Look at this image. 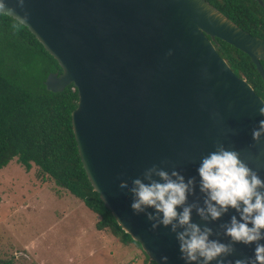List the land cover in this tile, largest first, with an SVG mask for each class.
<instances>
[{
	"label": "water",
	"instance_id": "water-1",
	"mask_svg": "<svg viewBox=\"0 0 264 264\" xmlns=\"http://www.w3.org/2000/svg\"><path fill=\"white\" fill-rule=\"evenodd\" d=\"M6 3L16 15L27 12L24 26L61 68L47 75L46 88L77 90L71 124L93 190L150 260L163 264L166 255L168 264H185L170 226L151 230L143 213H133L120 180L131 186L153 164L175 168L186 179L196 177L188 200L202 205L197 168L217 142L238 151L264 179V135L252 139L264 100L215 48L219 38L246 53L264 81V39L206 0H24L23 9L16 0ZM232 215L239 219L230 209L209 226L222 232L219 225ZM192 220L205 223L195 210ZM254 248L237 243L226 259L252 257Z\"/></svg>",
	"mask_w": 264,
	"mask_h": 264
},
{
	"label": "trees",
	"instance_id": "trees-1",
	"mask_svg": "<svg viewBox=\"0 0 264 264\" xmlns=\"http://www.w3.org/2000/svg\"><path fill=\"white\" fill-rule=\"evenodd\" d=\"M206 1L264 39V7L258 0ZM13 23V17L0 15V168L13 158L27 171L36 167L41 183L53 181L97 215L98 231H110L123 244L133 243L144 254V264H157L117 224L86 175L71 124L77 90L72 84L58 92L46 88L47 75L61 72L58 62L26 26L16 31ZM215 48L235 76L264 100V81L251 58L219 38ZM260 62L264 70V60Z\"/></svg>",
	"mask_w": 264,
	"mask_h": 264
},
{
	"label": "clouds",
	"instance_id": "clouds-1",
	"mask_svg": "<svg viewBox=\"0 0 264 264\" xmlns=\"http://www.w3.org/2000/svg\"><path fill=\"white\" fill-rule=\"evenodd\" d=\"M16 3L23 9L24 0H16ZM0 15L14 17L17 23H13L12 28L16 31L27 24V12L23 16L16 15L15 8L6 0H0ZM171 54L169 50L168 55ZM258 111L264 116V106ZM262 135L264 119L253 129L252 139L259 142ZM197 172L202 205L199 201L189 203L188 200L190 195H195L196 177L186 179L175 168L169 172L153 164L144 170L142 178L133 179L131 186L120 180L119 187L131 193L133 213H143L151 222V230L161 225L170 226L185 264H211L212 261L215 264H264V243L260 242L264 240V191H261L264 179L240 158L238 151L226 149L221 142L215 144V151L202 157ZM150 208L153 211H148ZM230 209L235 210L239 219L232 215L229 221L219 225L222 232L214 231L209 222L219 220ZM193 210L205 223L193 222ZM214 235L227 236L230 241L211 239ZM237 243L255 244L254 255L235 261L226 259L234 253ZM168 260L166 255L160 258L163 264H168Z\"/></svg>",
	"mask_w": 264,
	"mask_h": 264
},
{
	"label": "rangeland",
	"instance_id": "rangeland-1",
	"mask_svg": "<svg viewBox=\"0 0 264 264\" xmlns=\"http://www.w3.org/2000/svg\"><path fill=\"white\" fill-rule=\"evenodd\" d=\"M35 168L16 158L0 168V264H144L136 246L98 231L97 215L53 181L41 183Z\"/></svg>",
	"mask_w": 264,
	"mask_h": 264
},
{
	"label": "crops",
	"instance_id": "crops-1",
	"mask_svg": "<svg viewBox=\"0 0 264 264\" xmlns=\"http://www.w3.org/2000/svg\"><path fill=\"white\" fill-rule=\"evenodd\" d=\"M123 244V243H122ZM124 245H133V246H135L133 243H130V244H124ZM138 248V247H137ZM139 249V248H138ZM140 250V249H139Z\"/></svg>",
	"mask_w": 264,
	"mask_h": 264
}]
</instances>
